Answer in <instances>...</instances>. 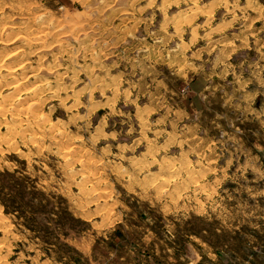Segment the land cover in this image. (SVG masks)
I'll use <instances>...</instances> for the list:
<instances>
[{
	"label": "rangeland",
	"instance_id": "374dc122",
	"mask_svg": "<svg viewBox=\"0 0 264 264\" xmlns=\"http://www.w3.org/2000/svg\"><path fill=\"white\" fill-rule=\"evenodd\" d=\"M0 264H264V0H0Z\"/></svg>",
	"mask_w": 264,
	"mask_h": 264
},
{
	"label": "bare ground",
	"instance_id": "6f19581e",
	"mask_svg": "<svg viewBox=\"0 0 264 264\" xmlns=\"http://www.w3.org/2000/svg\"><path fill=\"white\" fill-rule=\"evenodd\" d=\"M2 68V67H1ZM12 72V71H11ZM16 80V79H15ZM18 83V82H17ZM14 86V85H13ZM11 92V91H10ZM192 171H194V170H192ZM190 173H191V171H190ZM190 173H188V174H190ZM192 174V173H191ZM186 176H187V174H185ZM193 175V174H192ZM195 179V178H194Z\"/></svg>",
	"mask_w": 264,
	"mask_h": 264
}]
</instances>
